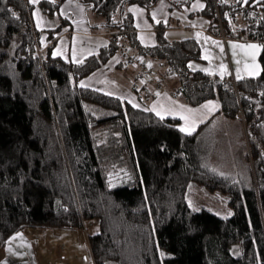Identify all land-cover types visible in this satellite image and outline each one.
<instances>
[{
	"label": "trees",
	"instance_id": "16d2710c",
	"mask_svg": "<svg viewBox=\"0 0 264 264\" xmlns=\"http://www.w3.org/2000/svg\"><path fill=\"white\" fill-rule=\"evenodd\" d=\"M63 1L0 0V247L26 228L98 218L89 234L94 264H264V48L257 76L193 70L201 45L168 38L171 21L156 23L154 45L138 37L129 5L152 18L160 0H77L91 26L109 34L77 63L53 55L54 41L39 52L45 30L32 10L54 14ZM204 1L191 14L208 17L211 33L264 45V0ZM66 23L61 17L49 36ZM123 47L161 77L172 71L187 103L215 98L221 108L187 133L177 117L81 85ZM134 89L142 100L143 88ZM121 169L128 177L113 185L110 174ZM197 188L231 214L193 202Z\"/></svg>",
	"mask_w": 264,
	"mask_h": 264
},
{
	"label": "crops",
	"instance_id": "0c3cea01",
	"mask_svg": "<svg viewBox=\"0 0 264 264\" xmlns=\"http://www.w3.org/2000/svg\"><path fill=\"white\" fill-rule=\"evenodd\" d=\"M29 1L35 4L39 2V0H35V2L33 0ZM79 5L83 7L81 8ZM199 5L203 6L201 7ZM204 6V0H195L191 5L182 7H173L169 0H160L151 10L152 18L148 16L147 9L140 4L134 3L129 5V10L134 15L138 37L142 43L154 45L157 41L156 23L169 20L172 22V25L165 29V35L168 38L183 39L192 37L201 45L203 60H191L189 62L191 69L203 71L204 69H212L213 71L209 73L237 77V67L243 68L246 59L252 62V58L246 57L244 50L239 45L249 43L262 45V43L259 41L230 38L224 35H214L208 30L210 22L208 17L200 14H191L192 11L201 10ZM134 7L137 9L136 11L133 10ZM154 12L155 15H153ZM32 17L35 26L38 29L45 30L40 38L41 46L46 48L54 41L55 47L53 52L59 49L64 52V56H60L64 58L67 56V60H82L86 56L99 51L100 47L109 41V34L105 30L95 29L91 26V19L86 6L77 0H64L58 11L54 14H49L40 6L35 5L32 10ZM61 17H65L67 23L51 38L47 30L56 28L61 23ZM198 33L199 35H197ZM142 34L144 39H141ZM234 44L236 45L235 51ZM73 48L77 50L76 60L72 58ZM261 49L257 51L255 57V62L260 65V72L262 71V63L259 59ZM123 59H125V56L122 48L112 57L108 65L96 69L81 81H84L88 86L126 98L137 105L144 103L151 109L154 106L156 108H160L161 106L170 107L173 106V102L198 108L204 105L206 101H215L218 107H216L215 111H211L206 118L202 119L196 128L221 108L220 101L215 98L206 99L198 105L187 103L178 93L180 83L172 71L167 74H162L163 77H161V73L157 72L152 65L151 75L146 81L142 82L138 79L140 70L138 66L133 64L129 66L117 65ZM222 64L226 65L224 75L220 74V66ZM165 69L167 70L168 68L165 67ZM247 76L245 72L240 73V77ZM134 85L143 88L140 91L143 94L142 100L138 97ZM167 116L177 117L179 119V125L184 124L183 118L179 115H166L163 117Z\"/></svg>",
	"mask_w": 264,
	"mask_h": 264
},
{
	"label": "rangeland",
	"instance_id": "374dc122",
	"mask_svg": "<svg viewBox=\"0 0 264 264\" xmlns=\"http://www.w3.org/2000/svg\"><path fill=\"white\" fill-rule=\"evenodd\" d=\"M127 177L125 170H116L111 172L110 181L116 185ZM202 201L219 215L231 214L227 204L210 199L197 188L193 202ZM99 227V219L94 218L76 227L26 228L17 232L22 235L13 234L6 246L0 247V264H94L89 234Z\"/></svg>",
	"mask_w": 264,
	"mask_h": 264
},
{
	"label": "snow or ice",
	"instance_id": "6c2138e0",
	"mask_svg": "<svg viewBox=\"0 0 264 264\" xmlns=\"http://www.w3.org/2000/svg\"><path fill=\"white\" fill-rule=\"evenodd\" d=\"M33 2H35V0H33ZM199 6L202 7L203 5H199ZM79 7L82 8L83 6L79 5ZM133 10L136 11L137 9L134 7ZM13 14H15V13H13ZM153 15H155V12L153 13ZM74 23H75V21H74ZM137 26H139V25H137ZM197 35H199V33ZM141 39H144L143 34L141 35ZM235 47H236V45L234 44V51H235ZM239 47L242 50H244V54L246 57L252 58V62H249L246 59L244 61L243 68L237 67V69H236L237 77L238 78L240 77L241 72H245L248 76H257L261 69H260V65L255 62V57H256L257 51L261 48H264V45L249 43V44L239 45ZM53 55L64 56V52H62L58 49L56 52L53 53ZM76 57H77V50L75 48H73L72 58L74 60H76ZM67 58L68 57L65 56V59H67ZM76 62L81 63V60H76ZM238 64H239V61H238ZM220 68H221L220 74L224 75L225 71H226V65L222 64L220 66ZM204 71L211 72L213 70L212 69H204ZM80 83L82 86L88 87V85H86L84 81H81ZM262 94H264V93H262ZM158 95H159V93H158ZM216 107H218V105L216 104L215 101H206L204 105H201L198 108H192V107L187 106V105L179 104V102H173V106H170V107L161 106L160 108H156L154 106L152 110L155 111L158 116H161V118H163V116H166V115H179V116H181L184 120V124L178 125V127L180 128L181 131L191 133L192 131L195 130L196 126L201 122L202 119L206 118L207 115L211 111H215ZM221 175H224V173H221ZM110 176H111V174H110ZM16 235H22V234L17 233ZM9 247L11 250V246H9ZM165 255H168V254L161 252V257H163Z\"/></svg>",
	"mask_w": 264,
	"mask_h": 264
},
{
	"label": "built area",
	"instance_id": "2783aa9c",
	"mask_svg": "<svg viewBox=\"0 0 264 264\" xmlns=\"http://www.w3.org/2000/svg\"><path fill=\"white\" fill-rule=\"evenodd\" d=\"M44 48L39 46V52ZM123 53L127 64H133L139 67L138 79L142 82L146 81L152 73V64L145 60L142 55H133L128 47H123Z\"/></svg>",
	"mask_w": 264,
	"mask_h": 264
}]
</instances>
